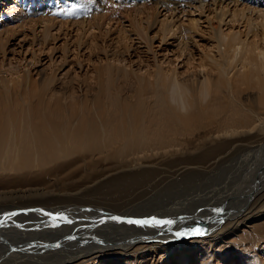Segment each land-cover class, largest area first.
Here are the masks:
<instances>
[{"label":"bare ground","instance_id":"1","mask_svg":"<svg viewBox=\"0 0 264 264\" xmlns=\"http://www.w3.org/2000/svg\"><path fill=\"white\" fill-rule=\"evenodd\" d=\"M15 22L32 28L19 62ZM162 45L174 65L197 51L193 72L163 70ZM263 162L264 0H0V211L35 207L0 221V264L146 259L249 223L260 264ZM153 217L173 223L127 222Z\"/></svg>","mask_w":264,"mask_h":264},{"label":"rangeland","instance_id":"2","mask_svg":"<svg viewBox=\"0 0 264 264\" xmlns=\"http://www.w3.org/2000/svg\"><path fill=\"white\" fill-rule=\"evenodd\" d=\"M8 2L10 3L11 1H8ZM244 3H246V1H244ZM208 13L209 11L205 12L204 15L201 16V19L199 21L204 32L206 31L205 30L206 29L205 17ZM193 16L198 18V15L197 16L193 15ZM184 17H187V16H184ZM184 17L183 18L179 17L177 19L178 23L182 22L184 20ZM15 24L17 23L16 22L10 23L8 25L11 31H17L14 33L13 39L9 43V46L11 47L8 48V50L11 54H13V57H14L13 60L18 61L21 58V54H23V52L21 50L19 51V47H18L19 45L17 44L19 43V40L21 37L31 36L32 28L26 27V26L21 27L20 25L17 26ZM235 25H238V28L240 27V25L237 23ZM223 28H226V26H224ZM38 31H39V27L37 28L35 27V34L36 32L38 34ZM72 32H73L72 33L73 35L75 31L73 30ZM153 32H151L150 34L152 35ZM133 39H134L133 41H137L136 38H133ZM197 39H199L197 40V42L202 49H206L209 47V44L206 40H203L200 38H197ZM60 42L61 41H59L57 44H59ZM157 45H158V42L155 41L154 46H157ZM25 48L26 46L25 47L23 46V51L25 50ZM177 55H178L177 50L174 47L162 45L160 49L158 48L156 57H157V60H159V63L161 64L163 70H169L171 68H175L176 72L181 77H186L190 75L193 72L192 65H196V62H193V64H189L190 62L189 58L193 57L195 61H198V56H199L198 52L192 51V54L188 55L187 57L185 58L181 57L180 59H177L176 65H174V63L172 62L175 60L174 57ZM10 56L11 55H9L8 58ZM143 59H145V57ZM133 62L140 63L142 66L151 64V60L148 62H145V61L140 62L139 60H136ZM125 64L126 66L131 67V69L132 68L137 69L136 65L128 63L127 61L125 62ZM142 69H144V67H142ZM230 163H237L239 166L245 167L244 163H238L234 159H229V160H226L225 162V164H227L228 166H230L229 165ZM262 169H264V166ZM202 182L203 183L205 182V184H207V181L205 178H202ZM249 184H247V186L249 185L248 187L252 185V183H249ZM4 208L6 207H3L1 209H4ZM31 210L34 211L35 207H25V208L11 207L10 209L4 210V212L0 211V213L3 214V215H0V221L2 220L5 222L6 221H35L34 219L31 218V216H25L28 214V211H31ZM136 217H140V216H136ZM85 218H88V216H85ZM252 224L254 223H249L248 225L240 226L239 231L236 233V235H233L229 239V241H231L230 243L220 242V243H217L218 245H211L212 239H210L209 244L211 246L208 247L207 240H197L196 242H191L192 239L194 238H184L181 241L179 240L176 242H169V244L171 245L170 247L171 251L168 254H166L164 251L163 253L160 251L158 252L156 251V253H154L153 256L148 255L146 259L144 258L139 259L135 257L133 252H131L128 254L129 257H125L127 255H117V256L114 255L112 257L92 258V259H89V261H87L85 264H248L250 261L249 257L251 254V251H250V233L251 232H249L251 231V228L249 226H251ZM247 233H249L248 236H247ZM67 239H71V237H67L65 240ZM82 243H85V242H82ZM255 246L258 252L257 261L260 264H264V238L257 241ZM72 264H79V261L73 262Z\"/></svg>","mask_w":264,"mask_h":264},{"label":"snow or ice","instance_id":"3","mask_svg":"<svg viewBox=\"0 0 264 264\" xmlns=\"http://www.w3.org/2000/svg\"><path fill=\"white\" fill-rule=\"evenodd\" d=\"M46 215H48L53 222H56L59 220H67V217L61 214L46 213ZM111 219L115 220V219H119V217H111ZM127 222L132 223V224H144V225H147V224L170 225L173 223L172 220L156 219L155 217L150 218V219H140V220L129 219ZM176 235L178 236H184V235L201 236V235H204V230L199 227H196V228H192L189 232H177Z\"/></svg>","mask_w":264,"mask_h":264}]
</instances>
